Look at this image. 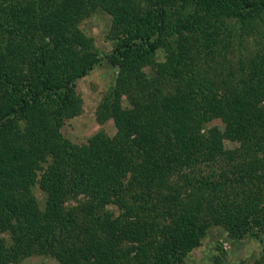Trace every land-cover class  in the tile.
<instances>
[{"label":"trees","instance_id":"1","mask_svg":"<svg viewBox=\"0 0 264 264\" xmlns=\"http://www.w3.org/2000/svg\"><path fill=\"white\" fill-rule=\"evenodd\" d=\"M95 11L120 41L104 56L81 28ZM205 50L230 64L226 87L193 62L173 69ZM104 62L120 73L98 119H114L121 144H75L63 120L83 113L78 82ZM171 70L177 81L164 82ZM263 75L264 0H0V264L46 252L61 264H188L215 226L263 243ZM215 119L220 139L206 131Z\"/></svg>","mask_w":264,"mask_h":264},{"label":"rangeland","instance_id":"2","mask_svg":"<svg viewBox=\"0 0 264 264\" xmlns=\"http://www.w3.org/2000/svg\"><path fill=\"white\" fill-rule=\"evenodd\" d=\"M169 20L171 21L170 16L168 18V21ZM111 23V17L107 13L103 11H95L91 17L83 21L81 25L82 30L88 36L95 39L96 46L103 56L111 53L115 48V45L120 42L119 40L113 41L108 38L111 30ZM173 23L175 24L176 20ZM172 29L173 28L169 26L167 30L168 33H171ZM175 36L176 35L173 37ZM233 38L237 39L235 35ZM257 39V41L261 40L260 37ZM254 46H256V43L251 39L246 41V50H254ZM238 48L239 47L236 45L232 51L239 52L240 48ZM241 50L246 51L242 48ZM209 51L213 52L214 50H205L201 57L195 59L196 61L184 60L186 61L184 64L179 63L177 68L173 69L182 70V66L188 68L191 66L190 62H193L200 73L203 75L205 73L210 74V78L212 79H214L213 77H216L215 79L221 81V85L225 79V77H222L226 70L223 67H227L230 64L226 66V63H224L225 60L222 59V57H216L213 60V55H208ZM159 57L162 63L166 62L165 54L160 53ZM229 58L231 59V64L235 66L234 71H237L239 68L237 64V61L239 60L238 54H231ZM119 73L120 71L118 68L112 67L107 62H104L102 65L94 69L89 76L78 82L77 89L84 102L83 113L78 116L64 118L62 133L65 137L73 141L75 144L82 145L86 144L90 137L99 134L103 139H109L118 145L121 144L122 136L119 133L114 119L110 117H105L103 120L98 119L99 105L104 96L110 91L113 85L116 84ZM164 73H166L162 76L164 82L175 83L177 81V75H174L175 72L173 70L170 72L164 71ZM178 76L179 78H182L183 74H179ZM259 84L264 85V75L260 78ZM224 130L225 125L220 119L212 120L206 128L207 133L216 139L223 137ZM225 146L227 149H234L239 146V143L225 140ZM45 170L46 166L44 165L34 177V191L39 198L41 208L45 207V195L40 190L39 179ZM142 190L146 193L147 188H142ZM148 192L149 191H147V193ZM139 194L140 193L137 191L132 193V195L138 196ZM87 201V198L79 196L72 199L68 205L71 207H81L87 203ZM135 202L136 200L133 196H131L128 201L126 200L127 205L128 203L133 204ZM134 205L135 204L131 206L128 205L129 209L131 210V207ZM107 209L112 211L116 216L128 212L126 206L121 204L109 205ZM85 222L88 223L89 220H87V218H80L79 223L81 225ZM78 232L81 233L80 231ZM81 237L86 239L84 236ZM262 238L263 243H260L251 237L237 241L230 238L223 227H211L207 231L206 237L202 239L201 245L190 251L187 262L188 264H256L257 260H261L260 258L263 256L262 249L264 247V234H262ZM16 264H61V262L50 253L46 252V254L27 257Z\"/></svg>","mask_w":264,"mask_h":264}]
</instances>
